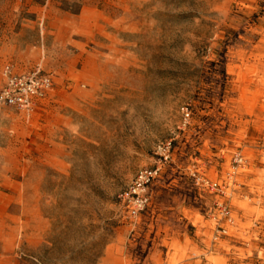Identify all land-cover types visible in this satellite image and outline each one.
I'll return each mask as SVG.
<instances>
[{
  "label": "rangeland",
  "instance_id": "obj_1",
  "mask_svg": "<svg viewBox=\"0 0 264 264\" xmlns=\"http://www.w3.org/2000/svg\"><path fill=\"white\" fill-rule=\"evenodd\" d=\"M8 65L0 264H264V0H0Z\"/></svg>",
  "mask_w": 264,
  "mask_h": 264
},
{
  "label": "built area",
  "instance_id": "obj_2",
  "mask_svg": "<svg viewBox=\"0 0 264 264\" xmlns=\"http://www.w3.org/2000/svg\"><path fill=\"white\" fill-rule=\"evenodd\" d=\"M6 83L0 90V103L14 107L19 110L31 111L38 98L44 97L52 85V77L39 69L18 74L11 70L10 65L5 69ZM185 119L189 118L188 108H183ZM171 141L161 142L157 146L159 157L157 166L141 169L130 187L126 196L132 206V212L136 213L147 203L145 191L148 186L157 178L161 170V163L170 157Z\"/></svg>",
  "mask_w": 264,
  "mask_h": 264
}]
</instances>
